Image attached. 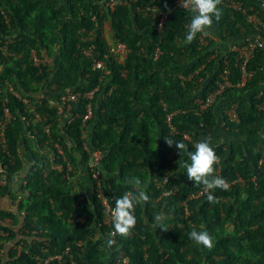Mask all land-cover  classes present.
<instances>
[{"label": "trees", "instance_id": "16d2710c", "mask_svg": "<svg viewBox=\"0 0 264 264\" xmlns=\"http://www.w3.org/2000/svg\"><path fill=\"white\" fill-rule=\"evenodd\" d=\"M108 1L0 0V40L12 38L4 44L12 56L6 58L0 51V120L4 107L11 115L5 130L9 156L0 154L6 166L0 197H11L18 213H24L22 226L14 232L11 226H18L19 218L0 209L4 233L0 250L12 243L7 256H0V264H37L35 256L50 255L61 256L50 264H116L120 255L127 257L128 264H264V108H257L264 104V93L259 99L242 96L264 83V51L257 50L249 61L247 70L253 74L242 88L236 87L240 71L234 57L226 55L231 87L217 100L223 109L235 104L238 117V123L225 119L223 133L232 138L226 144L215 129L214 105L200 112L196 102L217 88L224 61L219 59L216 65L217 59L209 58L213 43L208 39L205 46L198 43V35L186 42L191 12L175 9L158 34L150 12L144 10L149 5L167 10L172 0H131L111 12ZM222 2L221 18L213 17L212 27L222 38H235L248 25ZM242 2L264 23V9ZM103 22L108 23L112 42L129 50L122 64L107 54ZM90 31L93 37L87 40ZM84 49L90 50V57L84 56ZM156 49L160 55L154 59ZM32 50L46 59L44 66L33 65ZM97 60L104 63L103 70L92 69ZM203 82L200 94L192 95V89ZM8 86L28 99L30 108L8 92ZM94 89L91 101L83 98ZM66 90L81 95L71 104L70 122L48 105V98ZM39 94L47 96L36 101ZM88 103L92 117L83 122ZM46 126L48 133L43 131ZM27 133L35 139L33 150ZM166 139L186 147L180 153ZM205 140L220 158L214 175L226 181V188L203 192L202 184L187 177L188 153ZM56 143L62 156L53 148ZM23 151L30 158L24 174ZM95 152L101 154V161L92 169L111 206L126 192L135 191L125 183L132 178L146 185L149 196L147 203L136 206L131 233L115 232L111 244L104 238L105 211L96 191L74 188L79 170L92 180L89 161ZM11 182L26 196L13 195ZM209 194L218 202L209 203ZM159 213L172 217L163 221L166 230L153 226ZM6 221L12 222L10 228ZM193 229L206 230L214 246L209 249L192 241ZM18 236L21 239L16 240Z\"/></svg>", "mask_w": 264, "mask_h": 264}, {"label": "built area", "instance_id": "2783aa9c", "mask_svg": "<svg viewBox=\"0 0 264 264\" xmlns=\"http://www.w3.org/2000/svg\"><path fill=\"white\" fill-rule=\"evenodd\" d=\"M131 0H109L106 3V7L112 11L113 8L119 4L129 3ZM247 2H251L261 9H264V0H245ZM222 5L228 9H230L232 12L240 13L244 19L246 20V23L248 26H252V28L255 30V35L251 38H246L243 40L240 44H232L228 47V50L224 53H222L221 58L224 61V68L223 71L220 74V82L218 83V88L215 92L208 94L204 99L197 100L199 106V111L206 110L208 107H210L216 100L217 96H220L223 90L230 86V83L228 82V76L230 74L228 68L226 67L227 61H226V55L232 54L234 57V61L237 64V67L240 71L241 78L239 82V86H244L246 82H248L252 77V72H249L247 70V65L249 61L253 58L254 53L257 50L263 49V34H264V23L259 18L257 12L253 10V8H246L242 0H223ZM175 9H181V10H187L183 6H181L180 0H172V6L171 8L167 10H160L155 5H149L145 8L144 12H150L152 19L154 20L153 25L157 31L158 34H161L163 31V28L165 26V23L167 21V18L169 14H171ZM198 43L200 45L205 46L208 42L207 39L201 34L198 33ZM93 37V33L88 34L87 40ZM10 43V41L5 42L4 44L7 45ZM0 51L4 56H10L8 51L6 50V47L4 45H0ZM129 53L128 48L117 41L108 43V51L107 54L109 57L113 58L118 63L122 64ZM83 54L86 56H90L91 52L88 49L83 50ZM160 55L159 49H156L154 52V59L158 58ZM30 56L33 62V65L35 67H39L40 65L44 66L45 60L42 58H39L36 53L32 50L30 52ZM107 58V57H106ZM104 63L102 61H94L92 69L95 70H103ZM97 89H94L93 91L86 93L83 98L91 101L93 99L94 93ZM8 92H10L12 95H14L18 100L22 101L24 105H26L27 108H30V101L28 99L21 98L17 93H15L10 86H8ZM47 96L46 94H39L36 96V101H40L41 99L45 98ZM81 95L79 93H74L70 90H66L61 95L57 96L55 99L48 98V105L49 106H55L57 109V113L61 115L63 118L71 121L72 115L70 113L71 110V104L76 103ZM7 100H4V103ZM236 105H231L226 110V117L229 122L231 123H238V117L236 113ZM92 104L88 103L86 106L85 114L82 117L83 122H87L92 117ZM11 120V115L9 110L4 107L3 108V115L2 119L0 120V152L6 153L7 152V146L5 142V129L7 124ZM24 120V118H22ZM34 120L39 121V117L37 115H34ZM45 133H48L49 129L46 126L43 130ZM186 137V136H184ZM53 148L55 149L57 155L61 156L63 154L61 146L56 143L53 145ZM86 149V147H85ZM101 161V154L99 152H95L92 154L91 160L89 161V166L92 170L91 177L93 180L98 182V173L93 172L94 166H97L99 162ZM5 174L4 169L0 165V175L3 176ZM6 184L5 178H0V187L4 186ZM207 192V191H203ZM203 192H199L198 196H201ZM97 197L100 200V203L105 211L104 219L102 220V224L104 226L105 231V238L108 241H113L115 237V230L113 225V220L111 217V211L115 206H111L109 201L102 195V193H97ZM66 254V251H65ZM0 255H2V250H0ZM60 260V255H50L45 258H41L40 256H35V260L37 261V264H50L53 260ZM71 264H77L75 262L71 261ZM116 264H128L127 258L125 257H118L116 259Z\"/></svg>", "mask_w": 264, "mask_h": 264}, {"label": "clouds", "instance_id": "9594fccd", "mask_svg": "<svg viewBox=\"0 0 264 264\" xmlns=\"http://www.w3.org/2000/svg\"><path fill=\"white\" fill-rule=\"evenodd\" d=\"M180 2H181V6H183L185 9L189 10L193 14L192 18H191V22L187 26L188 31H187L186 36H185V40L187 43H191L196 38L198 33H201V34L206 33V31L208 29H210L212 24H213V17H215V19L217 21H219V19L221 18L222 10L218 7V5L221 4V0H180ZM108 11H110V10L108 9ZM92 19L95 20V17H92ZM102 28H103V26H102ZM88 33L89 34L94 33V31H90ZM240 43L232 42V43H229L228 46H230L232 44H240ZM9 55L10 56L6 55L5 57L8 58V57L12 56L10 53H9ZM84 56H86V55H84ZM42 59L45 60V63H46V59L45 58H42ZM220 59L222 60L221 57H220ZM40 66H42V65H40ZM92 66H93V64H92ZM93 70H95V69H93ZM219 78H220V76H219ZM240 78H241V74H240ZM220 81H218L216 84L217 88H218V83ZM228 82H229V80H228ZM239 82H240V80H239ZM239 82L236 85L237 88L245 87V85L248 83V82H246L244 84V86H239L238 85ZM229 87H231V84ZM229 87H227V88H229ZM217 88L213 92H215L217 90ZM227 88H225V89H227ZM15 93H17V92H15ZM209 94H211V93H209ZM216 101H218L217 98H216L215 102ZM215 102L212 105H215ZM232 105H235V104H232ZM236 108H237V106H236ZM227 109H224V117L228 121V119L226 117V110ZM169 118H170V116L167 117L168 122H169ZM224 123H225V120H224ZM171 130H172V132H174L173 129H171ZM184 136H186L184 138L188 140L187 134ZM5 142H6V138H5ZM166 143L169 146H172L173 144H175L176 148L180 150V153H181V150H183L186 147L183 143L173 142L170 139H166ZM6 146H7V143H6ZM0 154H3L5 156H9V151L7 149L6 153L0 152ZM188 156L190 159V163H185L184 167L186 168V174H187V177L190 181L194 182L197 185L202 184L205 188V191L213 190L216 188H226L227 187V183L223 178L214 175V173L216 171L215 165L219 163L220 158L216 154L214 148L210 145V143L208 141L205 140V141H201V142L196 143L195 151L189 152ZM0 165L2 166V168L4 169V172H5L6 166H3L2 162H0ZM95 183H100V182L95 181L94 184ZM125 183L131 185V187L135 191L126 192L121 198H118L115 202V207L111 211V217L113 220L114 230L116 233L120 234L121 236L129 235L131 233V230L134 228V226L136 224V217L134 215L136 206L143 204V203H147L149 201V196L146 194V185L143 184L139 178H132V179L126 180ZM2 187H0V188H2ZM102 195H104V194H102ZM104 197H105V195H104ZM208 201H209V203L218 202L215 199V197L211 194L208 195ZM21 215L23 216L24 213H21ZM164 219H165L164 213L157 214L155 217V227L156 228L159 227V228L166 230L163 227ZM2 235H4V233ZM33 235H35V234H33ZM189 238L192 241H194L196 244L203 245L204 247L209 248V249H211L214 246L213 239H212L211 235L206 230L197 231L196 229H193L190 232ZM109 244H111V241H109ZM11 246H12V243H7V245H6L7 248H10ZM64 253H65V251H64ZM121 256L127 258L124 255H120L119 257H121ZM127 261H128V259H127Z\"/></svg>", "mask_w": 264, "mask_h": 264}, {"label": "crops", "instance_id": "0c3cea01", "mask_svg": "<svg viewBox=\"0 0 264 264\" xmlns=\"http://www.w3.org/2000/svg\"><path fill=\"white\" fill-rule=\"evenodd\" d=\"M192 13H191V18H192ZM206 39H208L209 41H211L213 43L211 49L214 51L216 50V54H220L221 51H223L222 53L226 52L228 50V44L232 43V42H242L243 40H245L246 38H251L255 35V30L252 28V26H247L245 28L242 29L241 33L238 34L237 36H235V38L233 37H227V38H221L219 36V32L215 29H213V27L211 26L210 29H208L206 31V33L202 34ZM224 39H226L224 41ZM263 45H264V38H263ZM264 51V48L262 49ZM216 55L211 56V58L215 57ZM264 93V83H262L261 86H259L256 89H253L252 91H248L246 93H244L242 96L243 98L246 97L247 99L250 98H261L263 96ZM215 108V113L217 116V120H216V127L215 129L217 130V134L221 135V140L223 143H230L232 141V138H229L226 136V134L223 133V126H224V109L221 106V102L218 100L215 102L214 105ZM257 108L259 109H263L264 108V104L261 106L259 105ZM61 116V115H60ZM62 117V116H61ZM63 119V117H62ZM33 122V121H32ZM63 126V124H61ZM26 141L29 143V146L32 148V150L35 148L36 143H35V139L33 138V136L30 133H27V137H26ZM22 151V150H21ZM44 152H46L45 150L41 151V154H44ZM21 155V159L24 162V169H27V165L29 164V156L27 157V153L25 151H23V153H20ZM4 177L0 175V178ZM75 181L76 184H74V188L77 190H82L83 192H89V193H93L94 191H96V193H104L101 190V184L100 183H95V180H90L89 178V174L87 172H82L81 170H79L77 172V174L75 175ZM98 182H100L98 180ZM5 186V185H4ZM101 190V192H99V190ZM10 192L13 195H17L19 194V198L22 197L23 195L20 193L19 191V185L16 182H11L10 183ZM0 209L4 210V211H8V212H12L13 214H15L18 218H19V224L18 226L12 225V229L14 232H18L20 227L23 224V219H22V215L21 213H18L17 210V202L14 201L11 197H9L8 195H5L3 197H0ZM12 222L11 221H6L5 223V227H9L10 228V224ZM2 232H0V236H2ZM21 239L20 236L17 237L16 240ZM32 239V238H31ZM9 250V248H3L2 249V255L7 256V251Z\"/></svg>", "mask_w": 264, "mask_h": 264}, {"label": "rangeland", "instance_id": "374dc122", "mask_svg": "<svg viewBox=\"0 0 264 264\" xmlns=\"http://www.w3.org/2000/svg\"><path fill=\"white\" fill-rule=\"evenodd\" d=\"M5 24H7L8 25V19L6 20V22H5ZM102 26H103V32H104V35L106 36V39H107V43H109V42H112V38H111V35H110V29H109V26H108V23L107 22H103V24H102ZM110 35V36H109ZM220 36V35H219ZM221 37V36H220ZM3 40H0V45L2 46V45H4V43L5 42H8V41H10V42H12V38H10V37H5V36H3ZM222 38V37H221ZM226 39H224V41H225ZM227 41V40H226ZM228 42V41H227ZM211 49V48H210ZM8 51V50H7ZM222 52L223 51H221L220 52V54H216V50H214V51H212V53H211V55H210V57L209 58H211V56H213V55H216L215 57H213V59H217L216 60V65H218V63H219V59H220V57L222 56ZM12 54V53H11ZM212 59V58H211ZM202 68H203V66H200L198 69H197V71H200V70H202ZM212 71L211 72H209V78H211L212 76ZM204 82H203V84H201V85H197L196 87H194L193 89H192V92H190L192 95H198V94H200V93H198L197 94V92L199 91V87H201V89H200V91H202V87L204 86ZM199 91V92H200ZM189 93V94H190ZM194 95V96H195ZM189 96V95H188ZM185 97H187L186 95H185ZM190 98H192V96L191 97H189L188 99H187V102L188 101H190L191 99ZM197 98V97H196ZM188 139H189V137H188ZM160 163H162V160H159V164ZM151 170H153V169H150V171ZM25 171H26V169H24V171H23V174L25 173ZM153 174H156V176H157V172L155 171H151ZM181 172H183L182 170L179 172L180 174H181ZM178 173V172H177ZM176 173V174H177ZM180 176H182V175H180ZM183 177V176H182ZM157 178H159L158 180H160V178L161 177H159V176H157ZM158 180H155L156 182H158V183H160ZM164 180L165 179H163L161 182H164ZM157 187H159V186H157ZM160 188V187H159ZM99 190V192H101V190H102V192H103V188L101 187V190L100 189H98ZM25 191V190H24ZM23 195V197H25L26 196V192H24V194H22ZM164 195H166L165 193H162L161 194V196H164ZM172 217L171 216H165V219H164V221H166V220H168V219H171ZM171 225V224H170ZM153 226H155V224H153ZM179 226V225H178ZM180 227V226H179ZM31 238V237H30ZM182 250V249H181ZM1 257H5L4 255H0ZM5 260V259H4Z\"/></svg>", "mask_w": 264, "mask_h": 264}]
</instances>
